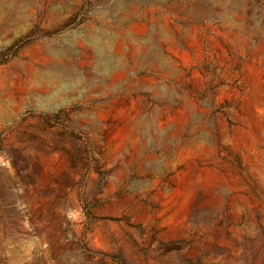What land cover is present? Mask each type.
I'll list each match as a JSON object with an SVG mask.
<instances>
[{"label":"rangeland","instance_id":"374dc122","mask_svg":"<svg viewBox=\"0 0 264 264\" xmlns=\"http://www.w3.org/2000/svg\"><path fill=\"white\" fill-rule=\"evenodd\" d=\"M0 264H264V0H0Z\"/></svg>","mask_w":264,"mask_h":264}]
</instances>
